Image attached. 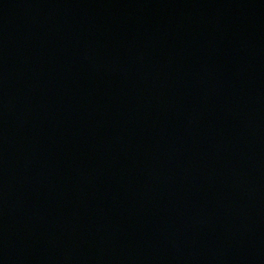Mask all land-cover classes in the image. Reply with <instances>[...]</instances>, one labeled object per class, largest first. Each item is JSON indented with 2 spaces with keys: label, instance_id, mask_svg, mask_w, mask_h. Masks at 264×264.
<instances>
[{
  "label": "water",
  "instance_id": "obj_1",
  "mask_svg": "<svg viewBox=\"0 0 264 264\" xmlns=\"http://www.w3.org/2000/svg\"><path fill=\"white\" fill-rule=\"evenodd\" d=\"M236 0H0V264H34L161 78Z\"/></svg>",
  "mask_w": 264,
  "mask_h": 264
}]
</instances>
